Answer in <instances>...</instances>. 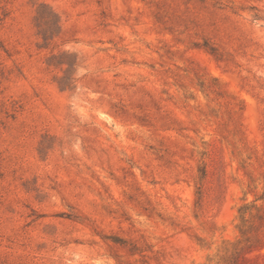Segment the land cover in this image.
Returning <instances> with one entry per match:
<instances>
[{
    "label": "rangeland",
    "instance_id": "374dc122",
    "mask_svg": "<svg viewBox=\"0 0 264 264\" xmlns=\"http://www.w3.org/2000/svg\"><path fill=\"white\" fill-rule=\"evenodd\" d=\"M0 264H264V0H0Z\"/></svg>",
    "mask_w": 264,
    "mask_h": 264
}]
</instances>
